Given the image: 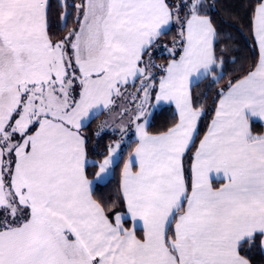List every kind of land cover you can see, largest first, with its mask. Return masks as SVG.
Here are the masks:
<instances>
[{
	"label": "snow or ice",
	"instance_id": "6c2138e0",
	"mask_svg": "<svg viewBox=\"0 0 264 264\" xmlns=\"http://www.w3.org/2000/svg\"><path fill=\"white\" fill-rule=\"evenodd\" d=\"M58 3L62 27L75 13L63 38L50 33V0H0V264H250L242 249L264 254V132L251 128L264 127V0L251 21L259 58L218 93L202 138L192 88L218 82L224 64L203 0ZM174 24L169 48L159 40ZM153 47L173 58L156 65ZM138 79L136 114L102 160L90 158L83 130ZM152 89L157 104L175 105L158 133L144 108ZM116 168V200L96 199Z\"/></svg>",
	"mask_w": 264,
	"mask_h": 264
},
{
	"label": "trees",
	"instance_id": "16d2710c",
	"mask_svg": "<svg viewBox=\"0 0 264 264\" xmlns=\"http://www.w3.org/2000/svg\"><path fill=\"white\" fill-rule=\"evenodd\" d=\"M180 0H169L172 5H179ZM70 3H80L81 0H69ZM205 5V14L209 15L214 27L217 29L219 36L216 43L217 56L223 57V71L217 68L216 74L222 75V79L218 82L213 83L211 76L207 79H202L198 86L192 88V98L195 106L204 105L206 115L201 119L200 138H202L204 132L207 130V125L211 122L215 115V108L219 102L218 93L224 89L227 82L232 79L238 78L242 70H246L249 66L254 65L259 58V47L255 42L252 31L251 21L254 12V8L258 3V0H203ZM186 11V9H185ZM61 8L58 0H50V11H49V25L50 33L53 34L54 38H63L67 34L68 30L74 27L75 13L68 19L67 27H62L60 18ZM183 15V13H181ZM180 31V25L174 24L166 35L162 36L159 40L161 44H167L172 46V41L178 38ZM221 49L224 51L221 52ZM152 51V62L156 65H167V63L173 58L168 52H161L160 48L153 47ZM145 60L148 57L145 56ZM156 84L159 82V78L164 73L159 68L151 69ZM141 81L136 80V86L133 87L131 83L127 86V90L124 91L122 98L116 99V104L113 106L111 112L104 111L97 117H95L90 125L86 127L84 135L87 137V148L89 156L92 159L102 160L103 155L107 154L106 150L108 145L114 144L115 141L121 137V127H128V122L133 118L137 105L129 107L128 97L140 86ZM135 91H134V90ZM128 111L125 112L124 110ZM106 114L110 119L108 123L106 121ZM123 116L130 117L123 120ZM176 118L175 107L173 105H164L157 108L152 116L150 126L148 128L151 133H158L165 131L172 125ZM127 123V124H126ZM101 124L105 125V131L101 133L99 137L94 135L98 131ZM109 125H113L117 128V131H109ZM253 133L264 132V127L258 122L251 123ZM128 133V134H127ZM128 135V144L124 143V152L121 157V166L124 159H127V153L134 147V126L130 130L126 131L124 135ZM199 138H197V144ZM194 151V149H193ZM119 168L115 169L113 175L101 186H99L94 196L98 200H102L106 203H112L116 200L117 190L119 185ZM120 205L117 204V209L120 210ZM247 246H245V249ZM242 255H246L252 264H264V254H261L257 247H253L251 251L241 250Z\"/></svg>",
	"mask_w": 264,
	"mask_h": 264
},
{
	"label": "crops",
	"instance_id": "0c3cea01",
	"mask_svg": "<svg viewBox=\"0 0 264 264\" xmlns=\"http://www.w3.org/2000/svg\"><path fill=\"white\" fill-rule=\"evenodd\" d=\"M157 86H158V84H157ZM152 91V95L150 94V101H149V103H147V104H145V106H147L146 108H145V110H146V113H150L151 114V116H152V114H153V112L157 109V108H159V107H161V106H164V105H170V104H168L167 102H161L160 104H157V102H156V100H155V92H156V89H152L151 90ZM140 103H141V101H140ZM219 103V102H218ZM171 105H173L174 107H175V105L174 104H171ZM153 106H155V108L153 107ZM105 111H107V110H105ZM137 111V110H136ZM136 111H135V113H134V115L136 114ZM104 112V111H103ZM102 112V113H103ZM109 114H112L113 115V112H111L110 111V113ZM134 115H133V117H134ZM110 116V119H109V117L107 116V114H106V121L108 122V123H110L109 121L111 120V119H113V117L111 116V115H109ZM123 120H126V118H128V119H130V117H126V116H123ZM127 124V123H126ZM252 128V127H251ZM254 134H257V133H254ZM110 178V177H109ZM108 178V179H109ZM218 186V185H217ZM250 264H252L251 262H250Z\"/></svg>",
	"mask_w": 264,
	"mask_h": 264
},
{
	"label": "rangeland",
	"instance_id": "374dc122",
	"mask_svg": "<svg viewBox=\"0 0 264 264\" xmlns=\"http://www.w3.org/2000/svg\"><path fill=\"white\" fill-rule=\"evenodd\" d=\"M180 2V4H181V2H182V0H180L179 1ZM169 46V45H168ZM169 48H170V46H169ZM160 51L161 52H167L165 49H163V48H160ZM140 87V86H139ZM138 87V88H139ZM134 90V89H133ZM135 91V90H134ZM150 94L152 95V91H150ZM139 97V99H137V98H135V97ZM142 98H143V92H134V94H132V95H130L129 97H128V101L130 102L129 103V107H133L134 105H139L140 104V101L142 100ZM147 106H145L144 105V108H146ZM134 126V125H133ZM132 126V127H133ZM127 128V127H126ZM108 130L110 131H117V128H115L113 125H109V127H108ZM128 134V133H127ZM124 135L125 136V141H126V144H128V135Z\"/></svg>",
	"mask_w": 264,
	"mask_h": 264
}]
</instances>
